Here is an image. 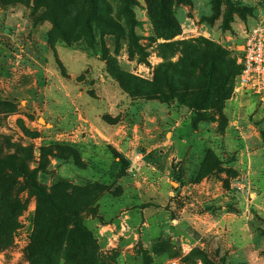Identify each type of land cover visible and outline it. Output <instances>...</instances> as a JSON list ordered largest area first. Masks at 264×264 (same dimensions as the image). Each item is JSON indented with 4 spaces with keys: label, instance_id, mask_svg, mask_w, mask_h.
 Here are the masks:
<instances>
[{
    "label": "rangeland",
    "instance_id": "obj_1",
    "mask_svg": "<svg viewBox=\"0 0 264 264\" xmlns=\"http://www.w3.org/2000/svg\"><path fill=\"white\" fill-rule=\"evenodd\" d=\"M96 1L0 0V264H264V0Z\"/></svg>",
    "mask_w": 264,
    "mask_h": 264
},
{
    "label": "built area",
    "instance_id": "obj_2",
    "mask_svg": "<svg viewBox=\"0 0 264 264\" xmlns=\"http://www.w3.org/2000/svg\"><path fill=\"white\" fill-rule=\"evenodd\" d=\"M238 49L240 71L235 78L234 92L264 100V25L245 31Z\"/></svg>",
    "mask_w": 264,
    "mask_h": 264
},
{
    "label": "trees",
    "instance_id": "obj_3",
    "mask_svg": "<svg viewBox=\"0 0 264 264\" xmlns=\"http://www.w3.org/2000/svg\"><path fill=\"white\" fill-rule=\"evenodd\" d=\"M146 1L148 3V14H149V18H150L151 22L155 26H159V27H162L163 29H165L168 32L165 34V36L173 37V36L177 35L179 33V25L176 22V20L173 18L172 14L168 10V5H169L168 0H146ZM96 2H97L96 0H89L88 5H89V7H91L89 12L91 14H95V17L98 20L104 22V24L110 25V26H112V25L116 26V24L114 22L103 17L102 15L101 16L99 15V13L95 10V8L98 7L96 5L97 4ZM86 7H88V6H86ZM171 29H173V31H171ZM135 45H137V44L135 43ZM239 71H240V65L238 64L236 75L239 73ZM5 167L12 169V170H15V168L12 167L11 164L7 160L0 158V169L3 170ZM30 186L37 192L38 196L42 200H44L52 208H54L53 203L47 199V197L45 196V193L43 192V190L40 187H38L34 183H30ZM4 195H5V193H1L0 198L2 199V197H5ZM76 225L80 231L85 232L86 229H85V227L82 224L80 219L76 222Z\"/></svg>",
    "mask_w": 264,
    "mask_h": 264
}]
</instances>
